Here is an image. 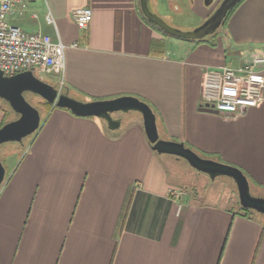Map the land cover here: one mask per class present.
<instances>
[{
    "label": "crops",
    "instance_id": "1",
    "mask_svg": "<svg viewBox=\"0 0 264 264\" xmlns=\"http://www.w3.org/2000/svg\"><path fill=\"white\" fill-rule=\"evenodd\" d=\"M222 1L156 5L170 7L173 14L163 17L173 20L188 6L201 23ZM24 2L9 22L68 46L65 72H53L63 86L55 87L84 102L139 98L155 112L165 140L239 168L264 197V100L229 114L201 95L206 69L264 53V0H244L203 43L172 42L144 20L140 0ZM79 8L93 11L86 30L73 17ZM119 114L121 126L110 130L96 117L46 112L0 188V264H264L259 213L236 215L239 198L223 182L215 195L231 207L202 201L199 171L154 151L140 113Z\"/></svg>",
    "mask_w": 264,
    "mask_h": 264
},
{
    "label": "water",
    "instance_id": "2",
    "mask_svg": "<svg viewBox=\"0 0 264 264\" xmlns=\"http://www.w3.org/2000/svg\"><path fill=\"white\" fill-rule=\"evenodd\" d=\"M212 1L206 0V4L208 5ZM239 1L223 0L218 9L201 26L190 32L175 29L167 24L164 19L150 9L149 0H140V5L144 16L167 34L187 40H203L216 33L228 12ZM26 93L37 95L53 107L67 109L76 116L102 119L110 130H117L121 126L122 121L116 117L117 114L140 113L147 139L154 151L158 154H168L185 159L192 168L208 175L212 180L218 177L231 178L237 186L241 207L264 215V197L252 194L249 180L242 170L210 158L201 157L194 150L186 147L183 142L161 139L155 112L146 102L136 97L123 96L109 100L84 102L39 79L33 71L12 76H6L0 71V99L6 101L17 115L15 120L0 128V146L10 142L22 143L25 138L37 134L43 125L40 110L29 103L25 97ZM5 180L6 168L0 159V188Z\"/></svg>",
    "mask_w": 264,
    "mask_h": 264
},
{
    "label": "built area",
    "instance_id": "3",
    "mask_svg": "<svg viewBox=\"0 0 264 264\" xmlns=\"http://www.w3.org/2000/svg\"><path fill=\"white\" fill-rule=\"evenodd\" d=\"M24 0H0V71L6 76L18 73L56 72L66 68V46L48 35L31 34L9 22L15 6ZM73 17L80 30H86L93 20L91 8H79ZM49 23L54 18L47 17ZM77 48L78 44L70 46ZM264 53H257L239 66L206 69L203 77L202 99L212 109L229 114L246 111L264 100ZM175 196L181 194L174 192Z\"/></svg>",
    "mask_w": 264,
    "mask_h": 264
},
{
    "label": "rangeland",
    "instance_id": "4",
    "mask_svg": "<svg viewBox=\"0 0 264 264\" xmlns=\"http://www.w3.org/2000/svg\"><path fill=\"white\" fill-rule=\"evenodd\" d=\"M187 4V3H186ZM149 7L150 9L156 13L158 16H160L162 19H164L167 24H169L171 27L184 31V32H190L195 30L196 28H198L199 26H201L206 20H204L203 22L200 23V19L199 17H197V15L193 14V12L189 9V7L187 6V8L185 7V9L187 10L186 12H184V14H177L176 15V19L173 20V18L171 19L170 17H163L164 13H171L170 7L164 6L163 4H159V8L156 5V0H149ZM180 7V6H179ZM182 7V6H181ZM183 8V7H182ZM218 9V7H217ZM216 9V10H217ZM215 10V11H216ZM173 14V13H171ZM187 24H195L197 26H186ZM223 27H220L218 29V32H222ZM169 39L172 42H189L192 43L193 40H187V39H181V38H177L174 36H169ZM36 77H38L39 79L43 80L44 82L53 85V86H57L59 88H61L63 86V81H62V75L60 74H55L53 72H46V73H40V72H36L35 73ZM26 99L29 101L30 104H32L34 107L38 108L42 114V120L45 118L46 116V112L47 110L42 107L41 103V98L34 96V94L32 93H26L25 94ZM0 105L5 106V108H7L9 110V104L4 100H0ZM9 118H17L16 114H12L10 113ZM161 139H166L163 136H160ZM31 140V137L25 138L23 140L22 143H17V142H10V143H5L2 144L0 146V159L4 165V167L6 168L7 174L11 171V169L13 168V166L15 165V163L19 162L20 157L23 153V146L27 145V143H29ZM198 172V171H196ZM198 174H200V188H203V190H206L207 193L205 194V196L202 198V201H206V202H210V203H217L219 205H223V206H230V201L226 200L225 198H221V197H217L216 194V190H218L221 186V183H225L224 189H226V191H229V189H234L235 190V194H237V201H238V192H237V187L234 183V181L228 177H218L215 180H212L208 175L204 174V173H200L198 172ZM215 195V196H214ZM232 206V205H231ZM230 206V207H231ZM256 216L258 218H261V220L264 221V215H259L256 214Z\"/></svg>",
    "mask_w": 264,
    "mask_h": 264
},
{
    "label": "trees",
    "instance_id": "5",
    "mask_svg": "<svg viewBox=\"0 0 264 264\" xmlns=\"http://www.w3.org/2000/svg\"><path fill=\"white\" fill-rule=\"evenodd\" d=\"M244 0H240L229 12H228V14H227V16H226V18H225V20H224V22H223V25L222 26H226L227 25V23H228V21H229V19H230V17H231V15L233 14V12L236 10V8L243 2ZM143 18H144V20L146 21V22H148L149 24H151L152 26H154L155 28H156V26L155 25H153L149 20H147L144 16H143ZM166 34V33H165ZM167 35V34H166ZM213 36H217V32L213 35ZM205 40H198L197 42L198 43H203ZM34 96H37V95H34ZM37 97H39V96H37ZM40 98V97H39ZM1 100V99H0ZM5 102V101H4ZM41 105H42V107H44L46 110H47V112L48 111H50L52 108H53V106L50 104V103H48V102H46L45 100H43L42 98H41V103H40ZM0 111L3 113V121H2V123H1V125H0V128L3 126V125H5L6 123H8V122H10V121H12V120H15L16 118H9V116H10V113H12V114H15L13 111H12V109L10 108V106H9V110L7 109V108H5V106H3V105H0ZM46 119H47V117L45 116V118L43 119V121H42V123H44L45 121H46ZM33 137V136H32ZM199 154V153H198ZM200 155V154H199ZM201 157H204V156H202V155H200ZM205 158V157H204ZM244 173V172H243ZM245 174V173H244ZM246 175V174H245ZM247 176V175H246ZM247 178H248V176H247ZM248 180H249V178H248ZM249 183H250V180H249ZM250 187H251V192H252V194L253 195H256L254 192H253V189H252V186H251V184H250ZM238 204V209H237V211L235 212V214L236 215H240V216H242V217H245V218H248V219H253L252 218V215L254 214V213H256L255 211H253V210H251V209H245V208H243V207H241V205H240V203L238 202L237 203ZM263 232H264V226H263Z\"/></svg>",
    "mask_w": 264,
    "mask_h": 264
},
{
    "label": "flooded vegetation",
    "instance_id": "6",
    "mask_svg": "<svg viewBox=\"0 0 264 264\" xmlns=\"http://www.w3.org/2000/svg\"><path fill=\"white\" fill-rule=\"evenodd\" d=\"M116 117L119 118V117H121V116H120V114H117Z\"/></svg>",
    "mask_w": 264,
    "mask_h": 264
}]
</instances>
